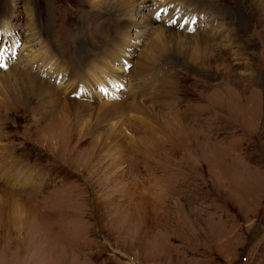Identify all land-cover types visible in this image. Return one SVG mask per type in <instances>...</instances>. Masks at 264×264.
Listing matches in <instances>:
<instances>
[{
	"label": "rangeland",
	"instance_id": "rangeland-1",
	"mask_svg": "<svg viewBox=\"0 0 264 264\" xmlns=\"http://www.w3.org/2000/svg\"><path fill=\"white\" fill-rule=\"evenodd\" d=\"M46 1L0 0V264H264V12L192 0L168 20L129 0L185 37L147 48L120 26L127 0ZM42 40L58 98L22 80L48 77ZM95 53L115 86L82 84ZM150 93L165 103L132 109Z\"/></svg>",
	"mask_w": 264,
	"mask_h": 264
},
{
	"label": "bare ground",
	"instance_id": "bare-ground-1",
	"mask_svg": "<svg viewBox=\"0 0 264 264\" xmlns=\"http://www.w3.org/2000/svg\"><path fill=\"white\" fill-rule=\"evenodd\" d=\"M87 1H91V3L97 4V5H105V4H107V2H106L107 0H87ZM130 1H132V0H130ZM180 1H185V3L183 2L184 5H185V8H184L185 15L190 13V8L191 7L195 8V6H197L196 4H194V2H192V0H150V2L152 3V5L155 8V13L158 14V15L159 14H163V19H164V17L167 16L168 20H169V18H171V16L173 14L180 13L178 11V6H179ZM50 2H51L50 0L46 1V3L49 4V6L51 7V3ZM253 2H254V6H253L254 9L258 13H263L264 12V0H253ZM73 4L76 5L77 2L73 1ZM109 4H111V5L108 6L106 9H104L105 12L107 14L108 13L117 14V10H116V8L114 6V3L110 1ZM169 4L172 5V10H171V12H169V14H167L168 13L167 6H169ZM120 6L121 7H120L119 12L122 15V19H121V23H120L121 27L124 28L126 26H130V27L138 28L140 31H142V35H143L144 38L149 33L153 34L155 36L154 39H151V41L148 44L147 48L152 47L153 45H155L157 43H160L161 44V48H164V47H166L168 45L167 40L171 39V37L173 38V40L177 44H181L182 40L185 39V37H183V36H176L175 33H171L170 36L168 37L167 34H168L169 30L166 29L161 23H158L159 21H156L155 19H150L149 17H141V18L134 17V15H133L134 14V8H133L134 2L129 4V0H127V3L126 2H121ZM109 8H111V9H109ZM51 13L53 14V6L50 8V14ZM228 14L233 19L232 14L230 12H228ZM57 18H59V17H57ZM66 18H68V17H66ZM48 30L49 29L47 28V31ZM104 33H106V31H104ZM122 36H123V32H122L120 38H122ZM129 37L132 38L130 36V34H129ZM131 42H132V40H130V43ZM45 43H44V40H42L41 44L43 45V47L45 48L46 51H44L43 54H42L43 58L39 57L40 60H41L40 65H39V67L41 69H40L39 72L40 73L41 72L44 73L45 70H46L45 67L47 66L46 64L50 60H55V62L52 61L53 66H51V68L49 69L50 72H49L48 77H46L45 80H43V79L39 78V76H37V75H33V74L30 75L28 73L27 74L24 73L23 76H22V80L25 83H27L30 88L34 87L36 89V91H38L39 93H45V94L49 95L52 98H58L59 94L55 91V89L53 88V85L51 84V82H53V81L55 82V78L58 76L59 68L61 67L63 69L64 65L62 64L60 58L56 57L55 55H52L53 57H51L50 54H48L50 49L48 47L46 48L47 45ZM125 45H126L127 48L130 46L128 43H125ZM50 53H52V52L50 51ZM37 57L38 56H34L29 61L30 63H28V65H26V67H25L26 71L31 73V71L34 68L33 61L35 59H37ZM87 58H91V59L88 60ZM87 58H86L87 61H85V63H84V64H86L85 67L87 68L86 71H85L86 73H84V75L82 76V78L85 79V81H83L82 84H84L85 86L88 85L85 88H91V90H93L94 85H98V86L104 87L103 89L105 90L106 82H109L108 86H110V85L115 86V85H113V83L119 82V80L115 78V73L111 70V68L109 67L108 63L106 62V58H102L96 53L93 56H90V57H87ZM40 73H38V74H40ZM6 77H3L2 80L5 81ZM119 77H120V75H119ZM79 78L80 77H78L76 79H79ZM76 79L74 80V85H75L74 89H76L79 86V84L77 83L78 81ZM81 89L82 88L79 87V88H77L74 91L78 92V91H81ZM92 93H93V91H92ZM94 93H95V90H94ZM97 93H99V91H97ZM136 93H138V92H136ZM142 96H144V95H142ZM129 99H133V98H129ZM165 99H166L165 96H163L161 94H154V93L152 94V93H150V94L146 95L145 98H143L142 103H140L141 101L140 102L138 101V104L140 105L139 107L133 106L132 109H139L140 108L139 110H141L143 112H148L147 110H149V112H154V108L157 107V106H160V105L162 106L165 103ZM83 102H85V104L88 107H90L89 106L90 104L92 105V103H90L89 101L85 100ZM153 105H155V106H153ZM68 106H69L68 108H70V109L71 108L72 109H77V108L82 107L83 103L74 102V101L72 102V100H70V101H68ZM144 107H147V110ZM115 108H118V106L116 104L113 107V109H115ZM86 109H87V107H86ZM98 127L103 128V126H101V125H99ZM101 128H99V129H101ZM199 212L197 210V212L195 213L198 216V219L195 222H198L200 220V213ZM21 229H22V227L19 228L18 230H16L18 232V234H20V235L22 234L20 232ZM198 239L200 240V238H198ZM200 247H201L200 243H196L195 248H197L199 250Z\"/></svg>",
	"mask_w": 264,
	"mask_h": 264
}]
</instances>
